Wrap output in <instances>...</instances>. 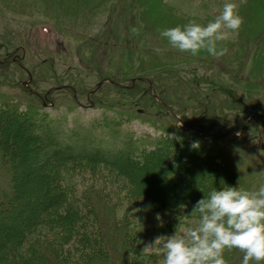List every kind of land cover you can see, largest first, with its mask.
<instances>
[{"label": "rangeland", "instance_id": "374dc122", "mask_svg": "<svg viewBox=\"0 0 264 264\" xmlns=\"http://www.w3.org/2000/svg\"><path fill=\"white\" fill-rule=\"evenodd\" d=\"M237 2L244 23L221 42L227 52L216 58L181 53L159 30L189 20L206 23L223 0H0V108H38L62 119L67 133L79 130L87 138L96 120L100 127L107 121L103 132L135 139L182 136L213 158L193 159L200 186L228 183V171L238 180L231 186L254 189L264 184V0ZM156 47L165 51L157 54ZM197 117L206 134L192 126ZM103 132L106 142L110 136ZM16 166L0 148V198L10 190ZM81 173L86 179L77 178L79 196L99 195L95 177L106 185L102 194L110 204L100 208L109 225L132 209L139 224L132 233L136 253L130 254L145 264H162L159 246L143 251L157 236L198 223L197 213L189 215L194 204L142 214L113 168ZM116 244L111 262L95 264H137L125 262V250ZM224 255L228 264H240L243 253Z\"/></svg>", "mask_w": 264, "mask_h": 264}, {"label": "trees", "instance_id": "16d2710c", "mask_svg": "<svg viewBox=\"0 0 264 264\" xmlns=\"http://www.w3.org/2000/svg\"><path fill=\"white\" fill-rule=\"evenodd\" d=\"M37 109L23 111L7 104L0 108V148L17 164L10 190L0 198V264L109 263L117 242L125 250V262L145 264L131 255L136 253L132 233L137 234L139 224L132 209L121 218L113 213L116 218L109 225L100 208L110 204L103 197L106 185L98 181L101 178L92 181L99 186V195L76 193L77 178L86 179L84 168L117 170L133 195L129 201L141 203L144 215L195 204L204 193L221 186L214 182L210 189L200 186L193 159L212 156L199 145L192 147L187 138L166 133L154 140L135 139L133 134L106 133L107 121H102L103 127L94 121L89 132L100 130V134L87 138L79 130L67 133L62 119ZM192 123L207 131L200 117ZM101 131L110 136L108 141L100 138ZM207 168H216L213 160ZM226 174L230 179L226 184L238 181Z\"/></svg>", "mask_w": 264, "mask_h": 264}, {"label": "clouds", "instance_id": "9594fccd", "mask_svg": "<svg viewBox=\"0 0 264 264\" xmlns=\"http://www.w3.org/2000/svg\"><path fill=\"white\" fill-rule=\"evenodd\" d=\"M244 23L237 0H223L218 14L206 23L189 20L166 27L159 35L181 53L196 56L201 52L219 58L227 52L221 42L238 33ZM161 54L165 49H153ZM192 147H198L194 142ZM264 175V169L259 173ZM199 216L195 226L184 227L171 235L157 236L147 244V252L159 246L162 264H228L225 251L243 253L240 264H264V184L254 189L231 186L221 181L193 205Z\"/></svg>", "mask_w": 264, "mask_h": 264}]
</instances>
